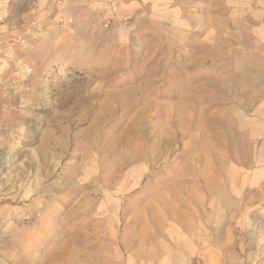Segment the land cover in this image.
Wrapping results in <instances>:
<instances>
[{
  "label": "rangeland",
  "instance_id": "rangeland-1",
  "mask_svg": "<svg viewBox=\"0 0 264 264\" xmlns=\"http://www.w3.org/2000/svg\"><path fill=\"white\" fill-rule=\"evenodd\" d=\"M258 2L0 0V264H264V188L191 217L203 140L173 108L199 131L221 85L263 96Z\"/></svg>",
  "mask_w": 264,
  "mask_h": 264
},
{
  "label": "crops",
  "instance_id": "crops-1",
  "mask_svg": "<svg viewBox=\"0 0 264 264\" xmlns=\"http://www.w3.org/2000/svg\"><path fill=\"white\" fill-rule=\"evenodd\" d=\"M251 10L253 18L258 17L257 26L254 19L252 22L251 43L264 59V7L258 2ZM251 56L254 58V52ZM250 87L254 93H264V86L255 81ZM219 90V94L209 93L203 97L205 107L214 111L204 112L202 130L199 128V131L189 127L195 122L193 102L181 98L173 105L177 108L174 124L178 131H193L188 134L190 141L198 132L203 140L204 164L198 169L202 175L201 187L210 193L206 200L209 207H204L203 212H191L195 220L201 217L210 221L227 219L234 204L243 202L241 198L250 191L253 195V189L264 188V94L247 105L242 101L228 100L222 85ZM171 137L173 140L176 136ZM190 162L195 163L190 170L195 173L194 158ZM191 186H196L195 180Z\"/></svg>",
  "mask_w": 264,
  "mask_h": 264
}]
</instances>
